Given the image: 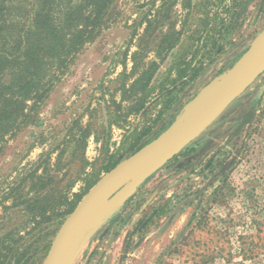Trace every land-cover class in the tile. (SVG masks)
<instances>
[{"label":"rangeland","instance_id":"rangeland-1","mask_svg":"<svg viewBox=\"0 0 264 264\" xmlns=\"http://www.w3.org/2000/svg\"><path fill=\"white\" fill-rule=\"evenodd\" d=\"M164 1L173 3L168 21L174 22L176 31L184 26V32L160 63L154 84L157 86L165 79L174 59L181 56L191 61V69L201 64L208 67L204 74L193 79L191 74L177 83L172 94L182 107L166 128L170 129L196 96L223 79L264 28V0ZM162 2L118 0L111 23L77 55L42 104L36 124L22 129L5 143L0 154V234L6 229L20 228V236L25 238L21 243H33L36 247L29 264L42 263L63 221L108 172L104 167L109 157L115 154L114 160L121 162L134 153L127 152L128 143H123L128 132L142 123L145 116H130L123 128L112 125L108 138L99 130L106 109L112 111L109 96L122 72L120 62L134 25L142 13L155 14ZM208 19L216 25L209 32L212 40L206 48L199 49L201 23ZM221 23L226 27L219 26ZM164 25L148 45V59L157 62L160 59L155 47L169 26L167 22ZM213 39L222 50L208 64L202 55L213 47ZM135 48L133 42L127 51V71L132 67L129 59ZM196 49L200 51L192 58ZM263 83L264 71L176 157L153 167L125 208L123 205L115 214L109 216L111 211L87 226L64 264H264V93L257 99ZM154 96L152 102L159 97ZM113 100L119 101L118 93ZM159 108L157 105L155 109ZM75 120L83 127L89 125L93 134L86 140L82 157L77 150L72 159L69 144L57 168L60 148H55ZM104 146L108 148L106 157L102 154ZM47 156V173L53 187L66 189L80 167V158L86 161L88 182L93 184L86 189L87 185L78 180L65 192L68 201L73 202L70 212L36 225L22 216L24 205H15L14 198L7 194ZM42 173L41 167L36 174ZM26 191L27 187H23L20 192ZM71 194L80 198L75 200ZM31 196L32 192L28 197Z\"/></svg>","mask_w":264,"mask_h":264},{"label":"trees","instance_id":"trees-1","mask_svg":"<svg viewBox=\"0 0 264 264\" xmlns=\"http://www.w3.org/2000/svg\"><path fill=\"white\" fill-rule=\"evenodd\" d=\"M117 2L118 0H0V154L9 138L36 124L42 104L54 86L66 75L77 55L86 45L93 43L111 23ZM172 4L163 0L155 14L151 15L148 11L139 16L120 62L122 72L109 96L112 111L106 109L99 130L101 135L108 138L111 126L123 128L130 116H145L142 123L128 132L126 142L123 143H128L127 152H135L149 143L173 121L182 107L180 100L172 94L177 83L191 74L193 79L208 70L203 64L197 69H191V61L181 56L180 60L174 59L165 79L159 81L157 86L154 84L160 63L176 47L184 32V26L176 31L174 22L168 21V10ZM165 22L169 25L168 31L159 37L155 47V54L160 59L157 62L148 59V45L154 33L165 26ZM215 26L209 19L201 23L199 49L206 48L212 40L209 32ZM219 26L226 27L224 23ZM141 27L143 28L139 33L138 29ZM133 42L136 48L129 59L132 67L127 71V51ZM212 43L213 47L206 49L202 55L208 64L222 50L215 39ZM199 49L193 52L192 58L199 53ZM116 93L119 94V101L113 100ZM153 96L159 97L152 102ZM157 105L160 107L158 110L155 109ZM158 125L157 131H154ZM91 134L93 132L89 125L83 127L79 120H75L63 135L62 142L55 148H60L56 167L59 168L60 159L69 144H72L71 158L75 157L77 150L82 157L86 140ZM107 153L108 148L104 146V157ZM48 157L25 174L16 188H11L7 194L8 198H14L15 205H24L22 216L36 225L53 218L60 219L70 212L73 202L68 201L65 192L71 190L78 180L87 185L86 189L93 184H89V175L85 172L87 163L80 158V167L66 189L57 185L53 187L50 185L53 180L47 173ZM109 158V163L104 167L105 172L120 161L114 160L115 154ZM112 160L114 161L111 162ZM41 167L43 173L37 175L36 172ZM23 187H27V191L22 193L20 191ZM30 192L33 196L28 197ZM71 195L75 200L80 198L78 194ZM133 198L134 195L124 203L123 208ZM22 240L25 238L20 236L19 227L6 229L0 234V264H29L33 261L36 247L33 243L24 245Z\"/></svg>","mask_w":264,"mask_h":264},{"label":"water","instance_id":"water-1","mask_svg":"<svg viewBox=\"0 0 264 264\" xmlns=\"http://www.w3.org/2000/svg\"><path fill=\"white\" fill-rule=\"evenodd\" d=\"M264 71V28L255 36L247 50L225 73L221 90L204 108L188 121L184 113L197 100L196 96L178 122L142 146L105 173L81 198L56 232L41 264H64L81 232L92 224L100 211L125 189L124 203L136 192L152 168L164 160L176 157L188 144L201 135ZM264 93V83L257 99ZM136 189V190H135ZM121 201V203H122ZM121 203L115 214L120 208ZM109 216L104 219L107 221ZM103 221V222H104ZM97 227V226H96Z\"/></svg>","mask_w":264,"mask_h":264},{"label":"bare ground","instance_id":"bare-ground-1","mask_svg":"<svg viewBox=\"0 0 264 264\" xmlns=\"http://www.w3.org/2000/svg\"><path fill=\"white\" fill-rule=\"evenodd\" d=\"M221 84L220 83H218V84H215V85H213V86H209L204 92H202L200 95H199V97L197 98V100L192 104L193 106H191L190 107V110L186 113H184V115H183V119L185 120V121H188L190 118H192L194 115H196L198 112H200L201 111V109L202 108H204L205 107V105L208 103V101L214 96V95H216L220 90H221ZM188 110V109H187ZM125 190H129V189H125ZM124 191V190H123ZM123 191H121V192H123ZM120 192V193H121ZM126 192V191H125ZM119 193V194H120ZM119 194H117L114 198H113V200H111V202H110V204H108L107 206H105V208L102 210V211H100L99 213H98V215L96 216V218H99V217H102V213L104 214V212L106 211L107 213L106 214H108L109 212V208H110V206H111V204H113V203H115V198L119 195ZM121 198V197H120ZM118 199V198H117ZM119 200H117V202H118ZM121 201V200H120ZM119 201V202H120ZM116 202V203H117ZM116 203L112 206V207H115L116 206ZM121 203V202H120ZM118 207V206H117ZM116 207V208H117ZM115 208V209H116ZM114 209V210H115ZM108 210V211H107ZM111 210V209H110ZM112 211V210H111ZM95 218V219H96ZM84 231V230H83ZM82 231V232H83ZM81 232V233H82ZM81 235V234H80ZM79 237V236H78Z\"/></svg>","mask_w":264,"mask_h":264},{"label":"crops","instance_id":"crops-1","mask_svg":"<svg viewBox=\"0 0 264 264\" xmlns=\"http://www.w3.org/2000/svg\"><path fill=\"white\" fill-rule=\"evenodd\" d=\"M136 189H138V187H136ZM136 189H135V190H136ZM125 191H126V192H125ZM127 193H128L127 190H124L123 192H121V193L115 198V203L117 202V200H119V201L121 200V201H122V199L124 198V196H126ZM120 197H121V198H120ZM117 198H118V199H117ZM119 201L116 203V206H115V207H112L115 203L111 204L110 208L108 209L109 211H108V210H107V211H108L109 213H111V210L114 212V209H115L117 206L120 205V202H121V201H120V202H119ZM123 202H124V201H122V203H121V207L123 206ZM117 208H118V207H117ZM117 208H116V209H117ZM110 209H111V210H110ZM116 209H115V210H116ZM106 213H107L106 211L104 212V214L102 213V217H104V216L106 215Z\"/></svg>","mask_w":264,"mask_h":264},{"label":"flooded vegetation","instance_id":"flooded-vegetation-1","mask_svg":"<svg viewBox=\"0 0 264 264\" xmlns=\"http://www.w3.org/2000/svg\"><path fill=\"white\" fill-rule=\"evenodd\" d=\"M250 113H248V115H249Z\"/></svg>","mask_w":264,"mask_h":264}]
</instances>
